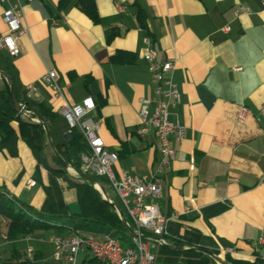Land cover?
<instances>
[{"label": "crops", "instance_id": "1", "mask_svg": "<svg viewBox=\"0 0 264 264\" xmlns=\"http://www.w3.org/2000/svg\"><path fill=\"white\" fill-rule=\"evenodd\" d=\"M77 1L26 0L29 34L20 37V54L12 58L21 82L36 88L31 97L61 113L65 99L43 81L55 70L68 102L94 99L92 116L103 121L106 147L119 155L116 172L158 178L162 193L153 202L167 215L179 214L169 222L170 238L216 250L221 258L254 260L259 254L264 264V244L258 241L264 233V0H95L101 23ZM241 7L249 11L241 13ZM7 33L0 6V39ZM145 35L161 60H176L173 78L182 93L176 112L186 136L175 143L176 158L166 175L157 174L154 136L137 134L139 99L153 95ZM119 51L132 54L133 62L113 63ZM243 106L249 113L240 122ZM18 150L16 157L0 151V187L39 207L47 172L37 169L24 141ZM68 170L80 178L74 168ZM30 179L37 185L30 188ZM66 197L73 203L75 192L68 190ZM6 233L0 215V242L9 252Z\"/></svg>", "mask_w": 264, "mask_h": 264}, {"label": "trees", "instance_id": "2", "mask_svg": "<svg viewBox=\"0 0 264 264\" xmlns=\"http://www.w3.org/2000/svg\"><path fill=\"white\" fill-rule=\"evenodd\" d=\"M76 5L94 22L101 23L95 0H78ZM145 12L139 8L138 18L143 26ZM132 54L119 51L112 57L115 64L131 63ZM0 151L12 157L19 155L18 142L24 141L37 161V169H44L48 182L42 185L45 193L42 204L37 207L11 193L6 186L0 187V215L7 233L6 241L12 243L10 256L0 264H64L52 258L30 259L27 250H22L19 241L38 231H54L57 235L79 232L109 233L125 244L130 243L131 230L122 220L120 213L132 223L118 197L109 200L95 187V183L109 184L104 176L83 169L81 155L87 151V143L81 131L70 128L66 118L44 101L28 95L27 87L21 82L13 58L0 48ZM10 79L11 84L8 82ZM24 106L37 121L24 118L14 103ZM72 132V139L65 135ZM48 144L54 148L51 164L46 152ZM74 168L81 181L75 180L68 171ZM104 188V187H103ZM75 192V201L81 212L69 210L66 192ZM120 211V213H119ZM167 244L157 251V264H263V257L249 260L227 254L219 259L220 252L200 246H192L166 236ZM85 264V263H83Z\"/></svg>", "mask_w": 264, "mask_h": 264}, {"label": "built area", "instance_id": "3", "mask_svg": "<svg viewBox=\"0 0 264 264\" xmlns=\"http://www.w3.org/2000/svg\"><path fill=\"white\" fill-rule=\"evenodd\" d=\"M25 5L26 0H0L3 20L8 27V33L0 39V48L11 57L20 54L18 40L29 34V28L25 24ZM248 11L247 7L240 8L241 13ZM225 29L228 30L229 27ZM143 51L151 74L153 95L139 99L140 124L137 134L154 136L159 152L157 174L166 175L176 158L175 143L182 142L186 136V127L176 112L182 103L181 90L173 78L176 60L172 58L161 60L155 43L148 35L143 37ZM240 69L242 68H234V70ZM43 81L53 89L56 96L65 99L61 113L70 128L79 129L85 138L87 151L81 155L83 169L108 179L109 185L115 190L124 210L132 219V223L128 222L119 211L122 220L134 232V238L142 242L145 247L146 257L143 264H157L158 248L167 244L169 222L172 218H179L178 213L165 214L160 206L153 202L162 193L158 178L139 175L127 170L117 173L115 166L119 155L106 147L101 136L103 121L92 116L96 107L94 99L87 96L77 104L68 102L55 70H48L43 76ZM27 89L31 97L36 88L30 84ZM248 113V107L243 106L239 113V121L244 122ZM260 113L264 114V104L260 107ZM20 114L26 119L37 121L24 106ZM71 168L68 165V169ZM36 185L35 180H28L30 188ZM105 197L109 202H113V199L106 195ZM189 210V207L186 208V211ZM258 241L264 244V233ZM51 242L53 245L51 258L62 261L64 264H76V257L80 256L86 264L88 255H101V262L98 264H131L132 262V254L128 248L112 245V239L101 236L99 233L58 235L52 237ZM231 251L233 248L228 249V252ZM27 256L30 259L34 258L33 246H28Z\"/></svg>", "mask_w": 264, "mask_h": 264}, {"label": "rangeland", "instance_id": "4", "mask_svg": "<svg viewBox=\"0 0 264 264\" xmlns=\"http://www.w3.org/2000/svg\"><path fill=\"white\" fill-rule=\"evenodd\" d=\"M0 82H1V77H0ZM46 152H47L48 158L52 159V154L54 152V148L52 147L51 144H48V146L46 148ZM52 163L55 164L53 160H52ZM69 173H70V171H69ZM70 175L73 177L72 174H70ZM73 178L77 181H81V178H79V177L74 176ZM101 185L103 186V184H101ZM103 187H104L103 189H104V192H105L107 197H109L111 199L116 198L115 197L116 192L113 188H110L108 186V184H106ZM100 192L103 194V192L101 190H100ZM68 199L70 200V197ZM79 233L87 234V233H94V232H79ZM55 235H57V233L54 231H48V230L47 231H38V232H35V233L28 235V236L24 237L23 239H21L19 241V245H20L22 250H27L28 246H33L34 258H37V255L41 254L40 256H38L40 259H44V258L47 259L53 253V245L51 242V238ZM1 240L3 241V239H1ZM4 240H6V239H4ZM128 240H130V239H128ZM2 241L0 242V255H1L0 258H5L10 253L5 250L6 245ZM39 248H41V251L39 250ZM80 258H81V256H80Z\"/></svg>", "mask_w": 264, "mask_h": 264}, {"label": "bare ground", "instance_id": "5", "mask_svg": "<svg viewBox=\"0 0 264 264\" xmlns=\"http://www.w3.org/2000/svg\"><path fill=\"white\" fill-rule=\"evenodd\" d=\"M73 170V169H72ZM97 188L101 190L100 184L96 183ZM101 236H105L108 239H112V245L116 247H125L128 248L130 253L132 254V262L131 264H143L146 257V250L143 246L142 242L137 241L134 238V232L131 231L130 243L125 244L120 239L112 236L109 233H99ZM55 235L53 237H56ZM101 262V255H88L86 256V264H98ZM76 264H83V257H76Z\"/></svg>", "mask_w": 264, "mask_h": 264}, {"label": "water", "instance_id": "6", "mask_svg": "<svg viewBox=\"0 0 264 264\" xmlns=\"http://www.w3.org/2000/svg\"><path fill=\"white\" fill-rule=\"evenodd\" d=\"M7 79H8V82L11 84L10 79L9 78H7ZM14 103H15L16 107H18V110H19V113H20L21 109H22V106H19V104H18V102H17L15 97H14ZM65 137H66L67 141H70L72 139V137H73L72 132H68L65 135ZM66 165L68 166V164H66ZM95 187L97 188L96 183H95ZM97 189H99V188H97ZM101 191L103 192V195L105 196L106 194H105L103 188H101ZM68 207H69V210H71L72 212H77V213L81 212L80 206L78 204H76V203H72ZM218 258L221 259V260H224V258H221L220 256Z\"/></svg>", "mask_w": 264, "mask_h": 264}]
</instances>
